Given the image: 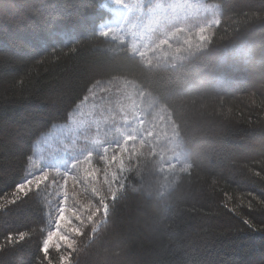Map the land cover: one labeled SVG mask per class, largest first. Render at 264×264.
I'll use <instances>...</instances> for the list:
<instances>
[{"label":"trees","instance_id":"trees-1","mask_svg":"<svg viewBox=\"0 0 264 264\" xmlns=\"http://www.w3.org/2000/svg\"><path fill=\"white\" fill-rule=\"evenodd\" d=\"M106 1L0 0V264H264V0H207L220 21L176 66L103 36ZM118 81L168 110L190 166L162 189L141 151L124 152L122 182L94 156L92 181L66 178L71 246L45 253L57 205L47 180L26 181L35 143Z\"/></svg>","mask_w":264,"mask_h":264},{"label":"rangeland","instance_id":"rangeland-1","mask_svg":"<svg viewBox=\"0 0 264 264\" xmlns=\"http://www.w3.org/2000/svg\"><path fill=\"white\" fill-rule=\"evenodd\" d=\"M105 6L112 18L101 23L100 33L126 42L149 66L183 63L204 47L221 16L220 6L207 0H107ZM126 151L143 152L146 165L159 162L164 171L158 182L162 189H169L190 166L168 110L132 82L98 86L72 110L67 122L53 125L38 138L26 181L47 180V191L57 205L45 248L72 244L65 206L67 176L85 168L80 179L89 183L88 162L99 155L104 164L102 180L122 182L125 158L135 156Z\"/></svg>","mask_w":264,"mask_h":264},{"label":"snow or ice","instance_id":"snow-or-ice-1","mask_svg":"<svg viewBox=\"0 0 264 264\" xmlns=\"http://www.w3.org/2000/svg\"><path fill=\"white\" fill-rule=\"evenodd\" d=\"M27 190H28V189H27V186L24 185V184H21V185H18V186H17L16 192H17V193H20V194H25V193L27 192ZM9 203H15V200L10 201ZM245 223H247V221H245ZM19 239H20V240L25 239V234H24V233H21V234L19 235ZM44 251H45V253H47V248H45Z\"/></svg>","mask_w":264,"mask_h":264}]
</instances>
